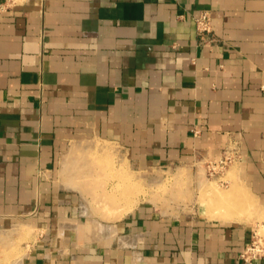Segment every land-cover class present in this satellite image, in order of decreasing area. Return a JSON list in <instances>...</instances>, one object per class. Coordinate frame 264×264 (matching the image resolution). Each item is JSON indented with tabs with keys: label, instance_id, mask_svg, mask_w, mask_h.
Returning a JSON list of instances; mask_svg holds the SVG:
<instances>
[{
	"label": "crops",
	"instance_id": "0c3cea01",
	"mask_svg": "<svg viewBox=\"0 0 264 264\" xmlns=\"http://www.w3.org/2000/svg\"><path fill=\"white\" fill-rule=\"evenodd\" d=\"M3 3L0 251L17 250L0 264H246L264 228V0ZM224 158L213 184L250 199L239 220L196 199ZM167 166L183 207L142 201V173Z\"/></svg>",
	"mask_w": 264,
	"mask_h": 264
},
{
	"label": "rangeland",
	"instance_id": "374dc122",
	"mask_svg": "<svg viewBox=\"0 0 264 264\" xmlns=\"http://www.w3.org/2000/svg\"><path fill=\"white\" fill-rule=\"evenodd\" d=\"M229 158H224L220 162L219 165H208V163L205 166H202V172L200 173V182L197 183V189H198V196L197 200L201 208L206 207L205 201H207L210 205L213 203H218L219 205H222V202H219V200H224V197L227 193L230 192L229 188L227 190H220L216 185L213 184V181L218 182L222 186H225V183L220 180V178H223L224 174L228 171L229 167ZM192 169L198 168L195 166H191ZM174 167L167 166L162 167L160 169L155 170H148L146 172L142 173V201H152L155 204H157L159 207L163 208H172L176 207L178 205H186L187 202L192 201L191 197V191L190 186L187 185L186 182L180 181H174V178L172 177L174 171ZM207 179L208 181L212 182L210 186L206 185L204 182V179ZM231 187H238L237 184L232 183L230 185ZM135 187L132 186V188ZM230 187V188H231ZM203 190V191H202ZM207 192V193H206ZM212 192V195H211ZM206 193V194H205ZM215 193V194H213ZM225 193V195H224ZM217 194V195H216ZM231 196L228 197L229 200L234 203L231 207L234 210H240V208L245 209L241 203L240 196ZM217 196V197H216ZM211 200V201H210ZM212 202V203H211ZM183 204V205H182ZM192 204V203H190ZM212 204V205H213ZM203 205V206H202ZM206 208H209L208 206ZM246 213H250V211H244ZM204 213L209 216L208 213ZM253 235H258L264 239V228L257 227L255 228ZM17 248L16 245L13 243H2L1 251L3 255H12L14 252H16Z\"/></svg>",
	"mask_w": 264,
	"mask_h": 264
},
{
	"label": "built area",
	"instance_id": "2783aa9c",
	"mask_svg": "<svg viewBox=\"0 0 264 264\" xmlns=\"http://www.w3.org/2000/svg\"><path fill=\"white\" fill-rule=\"evenodd\" d=\"M11 4H0V14L7 11ZM195 25L197 32L201 37L209 35L211 33V16L208 12H202L195 19ZM199 132L195 131L197 135ZM258 235H253L250 241L244 246L243 250L239 254V259L246 264L252 262H262L264 264V239Z\"/></svg>",
	"mask_w": 264,
	"mask_h": 264
},
{
	"label": "bare ground",
	"instance_id": "6f19581e",
	"mask_svg": "<svg viewBox=\"0 0 264 264\" xmlns=\"http://www.w3.org/2000/svg\"><path fill=\"white\" fill-rule=\"evenodd\" d=\"M199 182H200V180H199ZM231 188H233L235 190L236 187H231ZM213 194H215V193H213ZM240 194H241L240 195L241 196L240 197L241 203H242V205H244L243 207L245 208V210L247 209V211L251 212L253 207L251 205V202L249 201L250 199L248 200L242 191ZM211 195H212V192H211ZM219 202H222V205H219L218 203L213 204L212 202L211 203L213 205L212 204L210 205L209 204L210 202L208 203L207 201H205V206L206 207L208 206L209 210L212 211L215 209L214 213L211 212L212 213V215L210 216L211 218H216V219H220V220H224V221H231V220H239V217L240 216L242 217V215H244V211L232 209L231 206L234 203H232V201L229 200L228 198L224 197V200H219ZM206 207H204V208H206ZM240 209H242V208H240Z\"/></svg>",
	"mask_w": 264,
	"mask_h": 264
}]
</instances>
